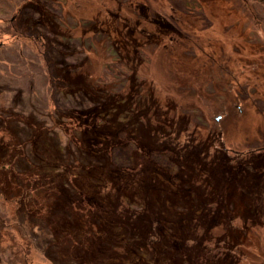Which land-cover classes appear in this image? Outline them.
<instances>
[{
  "label": "rangeland",
  "instance_id": "1",
  "mask_svg": "<svg viewBox=\"0 0 264 264\" xmlns=\"http://www.w3.org/2000/svg\"><path fill=\"white\" fill-rule=\"evenodd\" d=\"M20 2L0 0V111L25 120L30 117L36 126L39 119L47 123L45 133L50 129L54 138L41 133L44 143L52 150L59 148V143L67 144L73 156L75 152L70 149L69 137L58 121L62 117L70 121L65 112L81 111L92 103L88 96L78 93L65 96L59 92L55 81L49 78L48 58L43 56L49 45L38 48L42 43H38L34 34L25 39L12 37V15ZM138 2L143 3L136 4L137 0H55L51 5L52 15H57L53 25L69 37L67 40L64 37L66 45L61 42L60 49L52 41L49 43L57 60H68V53L78 55L73 59L79 58L80 65L76 62L79 68L75 70L80 76L79 82L86 80L95 89L105 63L124 61L130 68L135 66L123 83L112 81L100 85H112L117 97H124L120 108H133L132 119H120L116 115L120 123L115 125L130 129L137 119L144 118L141 122L146 132L139 134L140 143H162L166 130L167 138H179V141L176 139L180 142L177 159L181 163L190 162L186 159L188 150L203 146L195 143L191 136L196 137L197 142L205 141L204 146L209 149H220L213 156L215 160L210 159L217 161L212 169L216 172L211 170L208 175L203 170L189 171L186 166L182 171L181 188L169 185L171 188L166 191L168 200H178L177 196L180 198L184 191L182 208L188 212V219H184L194 224V238L188 239L186 247L184 240L178 239L174 247L173 237L162 238V249L173 247L171 258L164 257L165 253L159 255L156 247L153 251L148 246L137 245L136 250L132 247L135 244L127 246L126 242L122 260H119L115 252L108 250L109 246L115 249L118 245L108 241L106 235L110 229L101 235L95 234L94 243L87 248L79 238L69 247L71 240L67 237L68 243H62V238L72 223L59 215L48 223L41 218L42 209L46 214L47 206L39 207L35 191L21 206L2 194L0 264H264V188L257 189L256 183L252 186L256 190L251 193L248 186L256 171L264 176V166L259 165L264 158L261 155V150L264 153V5L259 0H197L199 4L192 7V11H183L173 6L181 0ZM32 14L35 16L38 12L32 10ZM165 21L172 30L163 39L160 26ZM42 29L48 30L46 26ZM131 32L139 42L160 37L157 41L162 39V45L153 50H147V46V57L140 60L133 51L134 46L125 43ZM39 37V41L43 40L41 35ZM47 55L50 56L49 52ZM54 71L59 72L57 68ZM105 77L110 79L108 75ZM29 120L21 125L26 128H21L24 138L33 131ZM196 122L199 127L194 125ZM41 125L46 128L44 123ZM138 126L139 123L133 125L140 130ZM10 150L7 149L8 153ZM188 155L195 165L200 163L194 151ZM31 158L39 163L34 155ZM226 159L229 161L224 162ZM246 161L260 167H244L241 172L235 164L243 165ZM223 162L228 172H223L221 177L219 164ZM149 163L139 156L131 172L138 174L140 169L152 168ZM164 170L165 181L176 174L174 169ZM21 177L23 181L25 176ZM11 182L15 185L18 181ZM261 186L264 187V181ZM202 187L203 194L198 190ZM162 193L158 191L159 196ZM189 197L192 202L185 201ZM197 197L203 202L198 203ZM171 205L168 201L162 208L173 210L175 206ZM28 214H31L29 219L37 223L23 222ZM106 221L110 223V218ZM42 222L44 227L39 226ZM22 225H28L35 232L28 235ZM56 235L62 236L59 239ZM127 251L133 254L126 256ZM77 252L85 261H72L75 257L72 255Z\"/></svg>",
  "mask_w": 264,
  "mask_h": 264
},
{
  "label": "trees",
  "instance_id": "2",
  "mask_svg": "<svg viewBox=\"0 0 264 264\" xmlns=\"http://www.w3.org/2000/svg\"><path fill=\"white\" fill-rule=\"evenodd\" d=\"M20 1L12 15L11 27L14 29L12 37L25 39L34 34L38 43H42L38 48H41L42 45H49V50L45 47L43 56L48 58L49 78L51 77L55 81L57 89L60 90L59 92L65 96H70L74 93H78L80 96H88L89 102L92 104L81 111L65 112V115L70 117V121L64 117L60 121L56 119L69 137L70 149L75 152L73 156L68 152L67 144L61 145L58 142L59 148L52 150V147L50 148L48 144L44 143L40 137L41 133H44L45 136H47V133L52 136L49 133L50 129L45 133V129L49 127L46 125L47 123L37 119L36 126V123L33 120H29V117L28 120L32 123L33 131L27 138H24L25 135L22 129L26 128L21 125L27 123L28 120L12 116L13 114L10 116L1 110L0 195L3 194L4 197L11 198L16 201V204L20 203L21 206V204H25L31 192L35 191L39 207L41 206L40 208L42 209L47 206V213H44L43 208L41 218L47 219L48 223L49 221L53 222L52 217L59 215L64 220L72 223L66 236L62 238V243H68V239L71 240L69 247L71 244L77 243V238H79L80 242L87 248L94 243L95 234L101 235V232H106V230L110 229L106 235L109 237L108 241L118 245L115 249L109 246L108 250L113 254L115 252V258L119 260H122L125 248L124 243L126 242L127 246H129V243L135 244L132 247L136 248V250H138L137 245L140 248L142 245L148 246L153 251H155L156 247L159 255L160 253H165V256L163 254L164 257L171 258L173 247L169 245V247H166L167 250L162 249L164 245L161 242L162 238L173 237L176 242L174 247L177 246L178 239L184 240L185 244L183 246L186 247L188 239L192 238V236L194 238L195 227L189 220L186 221L188 212L186 211V213L184 211L185 208H182L185 203L184 191L180 198L177 196L178 200H173L172 198L168 200L166 191L171 188L169 185H173L172 188H181L183 185L182 171H184L186 166L189 171L203 170L208 175L212 173L210 171L217 165V161H214L215 157L213 156L219 153L220 149L211 148V151L210 147L204 146L205 141L200 140L197 142L196 137L191 136L195 143L200 146L203 145V149L191 148L186 156V159H189L190 162L181 163L177 159L179 151L177 147L180 145V142H178L179 138L172 137L170 140L166 136L169 133L166 130L164 131V136L161 137L163 144H148V142L143 144L140 143L139 134L146 132L144 124L141 122L144 118L137 119L132 123L130 129L115 125V123H120L121 118L128 117L132 119L130 112L133 108L131 110L120 108L121 104L119 103H122L121 101L124 100V97H117L118 94L114 93L112 85L107 87L100 84L101 82L111 84L112 81L123 83L126 79H129L128 75L133 72L135 66L130 68L128 64H124V61L116 64L113 62L105 63L96 89L93 88V84L89 85L86 80L79 82L80 76L77 74L78 71H75L80 65V62L78 63L77 61L79 58L73 59L78 57L77 53V56L68 53V60H57L54 58L56 54H54L53 46L49 43L52 41L51 43H54L60 49L61 42L66 45L64 37L66 40L69 37L60 33L59 29L57 30L53 25L57 15L55 13L52 15L54 10L51 5H54L55 0ZM138 1L141 0H137L136 4L143 3ZM259 1L264 5V0ZM198 4L197 0H181L180 3L173 4V6L183 11H192L191 8L197 7ZM32 10L38 12V14L33 16ZM256 20L258 21V19ZM42 25L48 28L46 32L42 29ZM162 25L160 29L163 31L162 37L164 39L168 37L172 28L166 21ZM133 34L131 32L130 35L126 36L125 43L134 46L133 51L136 52L137 58L140 60L147 57L145 53L147 46V50H153V48L161 47L162 45V39L157 41L160 40V37L154 40L152 39L153 37L148 36V40L144 39L139 42L138 39L135 40L137 37L136 35L133 36ZM39 35L43 37V40L39 41ZM48 52L50 56L47 55ZM56 68L59 70L58 73L54 71ZM105 75H108L110 79L108 80ZM85 110L86 112H84ZM116 115L120 119H115ZM32 116L35 117L34 115ZM198 122L194 124L197 127H199L197 125ZM41 123H44L46 128ZM137 123H139L138 129L140 130L133 127ZM170 132H172L171 129ZM158 133H161V131L158 130ZM40 139L41 142L39 143L38 140ZM184 143L185 140L183 145ZM8 148L11 149V153H8ZM119 149L125 150L126 153L120 154ZM130 151L134 154L131 153L129 155L128 152ZM190 151H194L195 158L200 162L199 164L195 165V162L189 158L188 153ZM6 153H8L7 156H5ZM135 153H137L136 156ZM168 153H171V156ZM30 154L34 155L39 163H34ZM261 155L264 156L262 150ZM139 156H142L145 162L150 161L152 168L140 169L137 174L136 172H131V170ZM213 158L214 160H210ZM228 161L229 159L224 160V162ZM224 162L219 164L221 177L223 172H228ZM247 162H244L243 165H235L241 168V172L244 167H253L254 169L260 167L257 168L256 163L246 164ZM259 165L264 166V158L261 159ZM30 166H33V168H30ZM232 167L234 166L232 165ZM164 168L176 170V174L167 179L170 182L165 181V177H162V175H165ZM21 176H25L23 181ZM146 176L148 177L147 179L145 178ZM159 176L164 180L160 179ZM11 181L18 182L15 185H11ZM179 181H182L180 185ZM249 181L248 186L251 188V193L256 190L252 187L256 183L259 185H257V189L264 188L261 186L264 176L259 171H256ZM12 190H16V193H13ZM198 190L203 194V187ZM158 191L163 192L162 196H159ZM10 192H12V195H9ZM157 195L159 198H157ZM190 198L185 201H191ZM198 199V203L202 201ZM43 201H45L44 206ZM168 201L172 202V207H179V210L175 207H173V210H163L162 207ZM31 209L34 210L35 208L32 207ZM49 211H51L50 214H48ZM190 212H192V209H190ZM30 215L23 217V222L30 221V225L37 223L32 218L29 219ZM108 217L110 218V223L107 224L106 219ZM44 221L46 222V220ZM170 221H172V224H169ZM161 223H164L165 226H162ZM39 226L44 227L43 222ZM21 227H23V230H27L28 235L35 232L28 225H22ZM56 236L59 238L62 235ZM121 244H123V248L120 247ZM67 252L70 253V251ZM131 254L133 253L128 251L125 253L126 256H131ZM72 256H75L74 259L72 258L74 263H79L80 260L85 261L83 258L80 259L79 252ZM56 261L58 260L56 259Z\"/></svg>",
  "mask_w": 264,
  "mask_h": 264
}]
</instances>
